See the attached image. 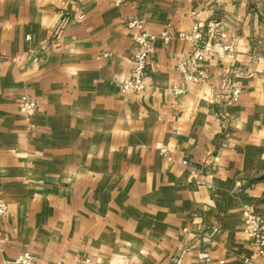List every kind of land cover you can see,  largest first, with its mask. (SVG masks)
Listing matches in <instances>:
<instances>
[{
    "label": "crops",
    "instance_id": "crops-1",
    "mask_svg": "<svg viewBox=\"0 0 264 264\" xmlns=\"http://www.w3.org/2000/svg\"><path fill=\"white\" fill-rule=\"evenodd\" d=\"M132 16L156 38L123 93ZM212 18L234 51L186 80L177 33ZM0 201V264H262L241 212L264 216V0H0Z\"/></svg>",
    "mask_w": 264,
    "mask_h": 264
},
{
    "label": "built area",
    "instance_id": "built-area-1",
    "mask_svg": "<svg viewBox=\"0 0 264 264\" xmlns=\"http://www.w3.org/2000/svg\"><path fill=\"white\" fill-rule=\"evenodd\" d=\"M115 5H119L122 0H112ZM193 15L196 14L193 12ZM221 18H212L206 23H201L195 20L192 23L190 31H179L177 38L184 42L192 44L193 50L187 58H184L178 62L177 67L183 74L186 80L194 78L186 66H191L195 69L198 77L205 78L207 73L204 69L198 68L199 62H211L213 58H225L228 54H231L234 49L231 43L224 40L225 32L222 28ZM125 26L128 30L132 31V36L135 42V48L131 58V75L120 82V88L123 93L129 90L143 91L147 86V65L150 60V55L153 52L152 43L156 36L151 34L147 30V24L142 18L137 16L129 17ZM28 37V36H27ZM164 43H168L173 38V34L170 28H165L159 36ZM105 55V54H104ZM171 90L175 94L183 92V88L179 86H172ZM230 99L233 102H237L240 96V88L238 86H231L229 89ZM37 104L33 98L27 94H21L18 99L19 112L26 117L31 116L36 111ZM156 148L159 152L166 156L167 150L161 145H157ZM182 163L189 164L187 160L183 159ZM7 210V204L4 201H0V217L5 214ZM242 221L244 224V232L251 240L252 246L255 249L256 255L262 259L264 264V216L258 214L252 208H244L241 212ZM208 258L204 257V261L201 264H207ZM90 258H83L76 260L73 264H90ZM180 256L174 257L171 260V264H179ZM220 263H223L220 260ZM3 264H38L35 256L30 252H23L10 260H4ZM236 264H254L250 258H244L241 263Z\"/></svg>",
    "mask_w": 264,
    "mask_h": 264
}]
</instances>
